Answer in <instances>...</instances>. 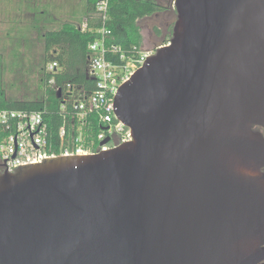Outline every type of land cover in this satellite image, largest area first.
Instances as JSON below:
<instances>
[{
    "label": "water",
    "instance_id": "obj_1",
    "mask_svg": "<svg viewBox=\"0 0 264 264\" xmlns=\"http://www.w3.org/2000/svg\"><path fill=\"white\" fill-rule=\"evenodd\" d=\"M173 7L114 95L131 140L0 173V264H262L264 0Z\"/></svg>",
    "mask_w": 264,
    "mask_h": 264
},
{
    "label": "built area",
    "instance_id": "obj_2",
    "mask_svg": "<svg viewBox=\"0 0 264 264\" xmlns=\"http://www.w3.org/2000/svg\"><path fill=\"white\" fill-rule=\"evenodd\" d=\"M96 15L102 24L87 45V74L94 80L95 88L86 95L83 89L69 83L56 86L50 75L48 84L61 90V109H65L67 102L74 103L67 114L69 119L54 135L41 110L0 109V173L13 172L19 165L41 162L43 158L98 153L131 140L129 128L115 116L114 95L155 50L137 45L123 49L116 42L115 33L106 26L107 0L97 2ZM82 28L86 29V25ZM58 69V63L52 60L45 65L44 72L52 74ZM91 116L102 127L96 134L92 133ZM106 137L108 141L101 143Z\"/></svg>",
    "mask_w": 264,
    "mask_h": 264
},
{
    "label": "trees",
    "instance_id": "obj_3",
    "mask_svg": "<svg viewBox=\"0 0 264 264\" xmlns=\"http://www.w3.org/2000/svg\"><path fill=\"white\" fill-rule=\"evenodd\" d=\"M98 1L84 0L85 16L78 23L67 22L58 29H49L43 33L40 54L42 74L37 81L34 97L31 99L6 98L0 85V109L41 110L53 135L69 119L67 114L74 107V103L67 102L65 109H61V96L58 97L54 87L48 84V78L50 75L53 76L56 86L63 87L69 83L81 88L86 95L95 88L94 80L87 74V45L94 37V30L102 24L96 15ZM107 1L106 26L115 33L116 42L121 44L123 49H129L133 45L140 46L141 34L137 24L138 19L152 16L166 9L156 0ZM83 24L86 25V29L82 28ZM52 60L58 63L59 69L55 73L47 74L44 72L45 65ZM90 119L93 122L92 133L96 134L102 127L95 124L93 116Z\"/></svg>",
    "mask_w": 264,
    "mask_h": 264
},
{
    "label": "rangeland",
    "instance_id": "obj_4",
    "mask_svg": "<svg viewBox=\"0 0 264 264\" xmlns=\"http://www.w3.org/2000/svg\"><path fill=\"white\" fill-rule=\"evenodd\" d=\"M164 13L137 20L142 49L169 40L176 12L173 0H156ZM85 16L84 0H0V85L6 98L31 99L42 74V35Z\"/></svg>",
    "mask_w": 264,
    "mask_h": 264
},
{
    "label": "flooded vegetation",
    "instance_id": "obj_5",
    "mask_svg": "<svg viewBox=\"0 0 264 264\" xmlns=\"http://www.w3.org/2000/svg\"><path fill=\"white\" fill-rule=\"evenodd\" d=\"M164 9L163 10H161V11H159V12H156L155 14H153V15H158V14H161V13H164ZM172 33V32H171ZM254 130H256L259 134H260V136L262 137V139L264 140V126H256V127H254L253 128ZM261 172H263L264 173V167H262L261 169ZM264 263V261H262V264ZM259 264H261V263H259Z\"/></svg>",
    "mask_w": 264,
    "mask_h": 264
}]
</instances>
